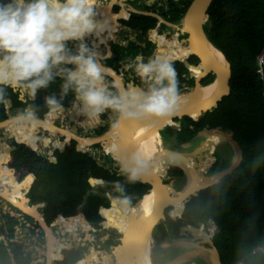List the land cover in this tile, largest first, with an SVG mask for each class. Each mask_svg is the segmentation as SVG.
Segmentation results:
<instances>
[{
	"label": "trees",
	"instance_id": "trees-1",
	"mask_svg": "<svg viewBox=\"0 0 264 264\" xmlns=\"http://www.w3.org/2000/svg\"><path fill=\"white\" fill-rule=\"evenodd\" d=\"M178 18L176 16V20ZM149 20L152 21V29L155 20ZM108 22L113 25V22ZM204 29L209 40L232 65L230 95L212 113L185 117V125L175 120L164 129L163 136L175 144L191 140L207 126L229 130L241 145L244 159L241 166L219 185L193 197L186 205L183 218L190 223H201L205 219L214 221L212 232L222 264H237L240 258H245L244 264H264L263 256L251 255L256 245L264 243V64L261 67L259 63L264 56V0H216L206 14ZM175 41L172 46H167L164 41L161 44L165 56L171 61L176 60ZM50 92L58 93V83L37 94L33 103L36 112L44 114L47 111L44 96ZM7 98L12 99L16 106H23L17 95L9 90L0 99L2 113L3 102ZM72 101L74 98L69 94L61 103L69 108ZM48 115L51 119L54 112L50 110ZM190 126H194V130ZM11 131L16 142L9 141L13 151L5 168L1 165L0 169L15 189L14 194L22 198L24 192L25 197L45 207L49 222L64 216L75 218L73 221L83 226L91 227L84 221L98 223L104 219L106 221L102 225H109L115 222L113 216L118 211L113 210L112 205L107 209L109 201L105 193L115 199L121 198L120 209L127 211L145 193V185L110 175L98 168L87 155L69 152L62 155L63 159H69L67 162L49 163L31 149L30 145L33 148L37 145L36 140L27 139L18 125L11 127ZM62 158L60 156V160ZM211 161L209 155L205 160L206 169ZM205 163L201 169H205ZM97 178L105 179L100 195L93 187ZM182 209L175 207L173 215H179ZM183 225V220H177V226ZM111 227L123 229L118 224ZM80 258L79 252H64L58 257V264H74ZM0 264H10L9 253L5 250L0 252Z\"/></svg>",
	"mask_w": 264,
	"mask_h": 264
},
{
	"label": "flooded vegetation",
	"instance_id": "flooded-vegetation-1",
	"mask_svg": "<svg viewBox=\"0 0 264 264\" xmlns=\"http://www.w3.org/2000/svg\"><path fill=\"white\" fill-rule=\"evenodd\" d=\"M192 1L193 0H96L97 3L95 6V12H96V19L99 25L97 30L95 31V36L93 33L92 36L87 38L88 42L92 46L91 39H95L96 37L98 42V48L94 47V45L93 48L96 49L95 50L96 52H101L103 54L102 57H104V59H98V61H100L103 66L109 67L113 69L115 72H117V74L119 75V79L122 81L123 88L140 85L139 79L137 78L135 72L128 68V64L132 60H134L137 56H140L145 60H147L148 58H152L156 55H159L158 50L162 51L163 53L162 56H165V53L161 48V44L163 42L162 38H164V42H166L168 46L171 45L174 40H176L174 44H177L182 39H187L188 37L187 35H182L180 31L174 29L173 27L166 26L159 18L173 24H179L181 19L187 12ZM133 10L142 13L143 12L150 13L151 16L135 13ZM176 16H179L177 20H176ZM105 19L113 21V25H115L117 29L108 27L107 23L105 22ZM149 19L155 20L154 27L152 29H150L152 25L151 24L152 21H150ZM99 20H101L103 23H100ZM152 31L154 32L153 34H151ZM113 33L119 36L117 43L113 41L108 42L105 40L106 39L105 36L110 37L112 36L111 34ZM106 42L108 43L105 44ZM182 46L183 44H178L175 46L176 60L173 63V65L177 72L179 91L186 93L191 88L196 87V69L200 66V60L195 56H189L190 52L182 57L180 54V48ZM195 58L197 59V61ZM105 77L109 82L116 83L113 77L107 75H105ZM214 79L215 76H213L210 73L207 74L202 79L201 83L203 86H207L211 84L214 81ZM13 94L17 95L18 100L23 104V106H16L13 100L10 98L5 99L3 102L4 112L2 113L0 111V123L4 121H8L10 119L13 120V118L17 116V114L21 115V113H23L26 109H32L35 118H37L38 120L41 121L45 120L44 118L48 115L50 109L48 108L44 114L36 112L33 103L37 100V96L35 98H29L25 96L26 99H23L22 94H18L15 92H13ZM7 100H10L11 102L10 107L9 104L7 103ZM16 110H18V112H16ZM65 110H68L71 116L78 115V109L76 107V104L73 109L66 108L63 111ZM71 116L67 117L65 121H62L61 116L59 114L56 115V112H54V116L51 117V119H49L48 122L58 127H66L68 123H71L70 121ZM71 118L73 119V117ZM105 118H106V113L101 115L98 119L93 120L89 118L90 123L91 122L94 123V127L91 128L90 124L86 128H83L78 125L79 127H77L78 130L77 134L84 138H93L108 132L114 126V120L113 118H110L108 121H105ZM77 121L80 122L79 117L77 118ZM178 121H182L181 124L185 125L184 119ZM62 122H64L66 125L63 126ZM19 128L22 130L23 133L25 131L28 132V137L25 136L27 139L35 140V138L36 139L42 138L43 144L42 142L36 140L38 149L35 150L31 145L30 147L36 153L37 156L47 160L49 163H51L50 162L51 158H54L57 161V164L60 161L67 162L69 159H63L62 155L68 154L69 152L75 155L78 154L87 155L92 161L95 162L98 168H102L103 170L108 171L110 175L126 178L124 176V172L121 171L120 161L117 158H115L112 154L116 148V146L114 147V142L115 145H117V142L115 140L118 141L120 140L118 134H116L115 138L111 136V142L103 141L97 144H93L91 146H85V147L83 146L84 148H82V146L72 138H68L66 136H62V137L59 136V138L56 139L55 137L57 136V134L55 133V131L51 130L50 128L48 132H46L45 130L43 131L44 128L39 127L38 125H35L33 123H30L27 128H22L21 126H19ZM190 129L194 130V126H190ZM31 130L33 131L31 133L32 136L30 138L29 136ZM85 130L90 131V133L87 135H83ZM163 131L164 130L160 132V136L162 139L161 146L173 150H182L187 152H191V150H193L196 147L193 146V148L184 150L181 148V144L184 143L178 142L173 144L169 140L170 139L169 137L164 138ZM4 132L5 131L0 130V138H2V140H0L1 159L4 158L6 153L5 146L6 147L10 146L13 151V148L10 145L9 141L14 140L16 142L14 137L11 140H9L7 138L8 135ZM54 138L55 140L51 142V139ZM194 139L195 137L189 140L191 141L192 145L195 144L197 141V140L194 141ZM47 140H49L50 143H48ZM60 145H63V148H61ZM225 155L222 151L211 153L210 156L212 157V161L210 166L207 168L205 174L212 175V173L214 174L218 173L214 171L218 169V163L220 159L227 160L230 166L232 161L226 158L227 155L226 156ZM60 156L62 160H60ZM208 156L209 155L203 158L204 159L203 163H205V160H207ZM98 163L102 164V167H100ZM193 164L198 165L199 164L198 159H196L193 162ZM1 165L2 164H0V166ZM106 167H108V169H106ZM163 167L164 166L162 164H158V163L154 164V170L160 176L163 175L162 173ZM205 169H206V163H205ZM1 171L2 170L0 169V184L6 183L8 186L6 192H9L10 195L15 196L16 195L14 194L15 191H13L14 188L11 187L9 183L6 182L7 180L4 178V172L2 171L3 175H1ZM178 171H181V174H179ZM163 176H165L166 178V181H164V183L168 184L169 182H174L179 179L182 180L184 178V173L182 172V170L178 168L169 167L167 169V174H164ZM126 179H130V178H126ZM145 186L147 188L145 190L144 195L149 193L152 189L150 185H145ZM93 187L95 193L100 195L101 193L100 190L104 189L105 187V179L104 178L94 179ZM2 193H4L3 189L0 190V252H3L5 250L9 253L10 264H47L48 258L45 255L47 251V233L45 229L42 227L41 223L35 217L22 211L18 207L13 206L10 202H8L5 198H3L1 196ZM105 197L109 201V206L107 209H109L112 205V209L118 211V214L116 215L125 213V211L126 212L130 211V210L127 211L124 209H120V207H122L121 198L115 199L110 194L107 193H105ZM21 199L22 201H24L25 199L30 200L28 206L29 207L35 206L38 209L39 213L43 216V220L45 224H47L48 227H51L54 224L58 225V227L60 228L61 226L64 227L62 228L64 233H61L63 235L59 234L60 236L57 235L58 227L57 229L51 228L52 231L54 232V235L57 238L65 239L62 240V242L59 245V248L53 247L52 248L53 251H55V249H62L63 247H69L70 245L68 243H70L72 249L64 250L62 254L64 252H71V251L79 252L81 258L79 261H77L74 264H83L85 263V255L91 253L90 248H92L93 246L95 252L89 256L87 264H117L118 261L113 258L115 252L112 249V247L119 248L121 246L120 238H122V235L120 232H123V229L117 230L115 227H111L114 228L115 230L106 229L104 227L105 225H102L106 221V219L101 220L98 223L89 222V225H91L92 227V230H90L89 232L85 230V228H83V225L76 224L74 221L73 223H71L67 219L61 220L60 219L61 216H58V218L54 222H49V218L47 216L45 207L35 204L33 199L31 198L25 197L24 192H23V197ZM132 206H130L129 208H131ZM173 211L174 208L167 209L164 212L166 220L162 221L153 229L152 238L155 241V249L153 250L152 261L155 263H156L155 260H158L161 256L164 255L163 252L165 251L162 249V244L164 242L169 243V248L171 249V252L179 251L178 246L174 245L173 242L183 238L180 230L182 226L181 227L177 226V220H183L184 223L183 226L190 224L197 227L198 225V223L187 222L183 218L184 214L182 218H179L178 215H173ZM170 220H172V222ZM72 224H75L76 228L74 231L68 232V229L73 227ZM115 224H118V220H115L114 223H111L109 225L112 226ZM201 224L203 225L202 227L203 230L207 231L209 234H213L212 230L214 227V221L212 219H205L204 221L201 222ZM118 226L120 227V224H118ZM101 231L105 235H101L102 234ZM75 236H78L82 240V242H80L79 244H77V242H72L73 239L76 238ZM87 236H91L92 241L86 240ZM67 237H69V240H67ZM186 238L192 239L193 237L191 234L188 233ZM213 242L215 244L214 237H213ZM53 244L56 243L54 242ZM66 244L68 245L66 246ZM41 247H44L42 252H41L42 250ZM159 249H162L163 251L159 252ZM184 250H192V249L188 248ZM61 255L56 254L54 256V264H58L59 262L58 257H60ZM157 256L160 257L157 259Z\"/></svg>",
	"mask_w": 264,
	"mask_h": 264
},
{
	"label": "clouds",
	"instance_id": "clouds-1",
	"mask_svg": "<svg viewBox=\"0 0 264 264\" xmlns=\"http://www.w3.org/2000/svg\"><path fill=\"white\" fill-rule=\"evenodd\" d=\"M96 0H0V99L9 90L35 98L58 83V93L44 96L59 112L71 94L79 113L90 119L109 114L122 121L148 122L174 115L181 103L177 72L162 55L128 64L140 85L118 87L109 82L88 37L98 28ZM32 121V109L18 117ZM147 161L136 153L120 161L135 179Z\"/></svg>",
	"mask_w": 264,
	"mask_h": 264
},
{
	"label": "water",
	"instance_id": "water-1",
	"mask_svg": "<svg viewBox=\"0 0 264 264\" xmlns=\"http://www.w3.org/2000/svg\"><path fill=\"white\" fill-rule=\"evenodd\" d=\"M214 1L216 0H193L179 24H173L159 18L166 26L173 27L174 29L180 31L182 35L188 36L187 39H182L179 42L184 43V49L190 51L189 56H195L200 60V66L197 69H201L199 70V72L197 71L196 74V87L191 88L186 93L179 91L181 96V103L179 104L178 109L174 115L165 119L152 120L148 122L122 121L119 124H116L114 122V126L108 132L93 138H84L79 136L77 134V128H75L74 134L72 136L64 135L63 133L65 132V128L67 126L58 127L54 124H49L50 128L57 131V133H55L57 134L58 138L59 136H66L77 141L80 145L84 144V146H91L103 141L111 142V136L115 131H118L121 147L115 148L112 154L115 158L121 161L123 159H127L133 154H136V151L134 150L135 144H133L132 138L135 139L134 134L139 124L141 126H146L152 123L153 125H151V129L154 128L157 131L160 141H162L160 132L164 130L168 125H171L175 120H182L185 117L195 118L200 114L212 113L215 109H217L219 103L225 97L230 95L232 65L225 54L209 40L204 30L206 25V14ZM133 11L135 13L151 16V14L147 12L142 13L135 10ZM153 33L154 32L152 31L151 34ZM105 37V40L108 42L113 41L117 43L119 39V36L117 34L110 37ZM108 42H106L105 44H107ZM97 54V60L104 59V57L102 58L103 54L101 52H97ZM174 62L175 61H172V63ZM98 63L101 66V71L103 72V74L113 77L116 82L115 84L118 87L123 88L122 81L119 79V75L117 74V72L109 67L103 66L100 61H98ZM106 71H109L110 74ZM210 73L215 76L214 81L207 86H203L201 83L202 79ZM210 87L211 90L206 93L205 90L209 89ZM73 102L74 101L71 102L70 106ZM7 103L10 107V100H7ZM62 108L66 109L67 107L62 106ZM19 116L20 115L17 114V116H15L13 120L17 119ZM46 117L44 119L47 121ZM45 120L41 121L35 118L32 121L33 124L43 128L41 124H44V122H46ZM10 121L11 119L0 123V130L5 131L7 127L6 125H8ZM121 127L124 128V131H122ZM7 138L11 140L13 137H10V135H8ZM210 138H218L219 140V143L216 144L211 153L221 151V149L229 148L232 151L233 157L229 168L216 174L206 175V171H204V169H201V165L204 162L203 158H205V155H210V146L212 142L208 140ZM201 139L202 141L199 143V145L196 146L191 152L173 150L161 146L160 149L154 155H152V160L147 162L144 168L137 174L136 178L131 179L141 184L150 185L152 189L149 193L143 195V197L130 208L134 210L139 209L140 211L136 216H133L134 212L129 213V216L127 218V227L124 232H120L122 235V238H120L121 246L119 248L112 247L115 252L113 258L118 261H116L117 264H137L145 236H147L148 233L152 235L153 229L162 221L166 220L164 212L167 209L174 208L175 210V204L181 201L180 206H182L183 209L178 217L182 218L186 205L191 201L193 197H197L199 193L204 190L219 185L223 179L230 176L241 166V163L244 159V152L240 144L235 140L234 133L232 131L221 130L220 128H209L207 126L196 134L194 141ZM0 140H2V138H0ZM181 148L184 150L192 148L191 141L181 144ZM6 152V157L2 161L3 168H5V166L7 165V162L12 153V149L10 146L6 147ZM196 159H198L199 164H191L190 161H192L193 163V161H195ZM163 161H166V165H168L167 169L169 167H175L182 170V172L184 173V186L180 190H176L171 185L172 182L165 184V177H161L158 173H151L150 167L153 166L154 162L158 163ZM50 162L52 164H57V161L54 158H51ZM98 164L100 167H102V164ZM106 169H108V167H106ZM167 169L165 170V174H167ZM195 173H199L202 177V179H200L201 181H199V183L197 184H194ZM124 176L126 178H129L128 174L126 173H124ZM12 177L15 179L13 175ZM190 177L191 180L189 182L188 179ZM190 184L192 185L190 186ZM150 193L153 194V203L151 205V210L149 211V213L145 214L143 209L144 205L142 203L144 197H146ZM178 195H183V197L179 199ZM1 196L8 202H10L13 206L18 207L22 211L35 217L41 223L42 227L47 233V251L45 253L48 258L47 264H54V256L56 254L61 255L64 250L72 249L71 244L68 243L70 245L69 247L55 249V251L52 250L53 247L59 248L60 243L65 239L57 238L54 235L51 229L52 226L48 227L47 224H45L43 216L39 213L38 209L35 206H28V203L30 201L29 199H25L24 201H22L21 198L14 200L11 199L7 194L5 195V193H2ZM7 196L11 200L8 199ZM60 219L71 220L75 218H66L61 216ZM84 223L89 224V222L87 221H84ZM201 225V223H198L197 227L190 224L181 227L180 230L183 238L173 241L174 245L178 246L179 249L182 248L184 250L191 248L192 250H185L183 253L167 261V263L165 264H186V262H188V264H198L197 261H203V264H222L220 253L213 242L214 235L209 234L207 231L200 228ZM198 231L201 232L199 236L197 235ZM187 232L192 235V239L186 238L188 234ZM54 242L56 244H53ZM68 244H66V246ZM162 247H167L168 249H170L169 243L167 242H164L162 244ZM152 264L162 263H154L152 261Z\"/></svg>",
	"mask_w": 264,
	"mask_h": 264
},
{
	"label": "bare ground",
	"instance_id": "bare-ground-1",
	"mask_svg": "<svg viewBox=\"0 0 264 264\" xmlns=\"http://www.w3.org/2000/svg\"><path fill=\"white\" fill-rule=\"evenodd\" d=\"M106 2V1H105ZM110 2V1H109ZM97 3V2H96ZM99 4V3H98ZM111 5V4H110ZM99 22L100 23H103L101 20H99ZM105 22L107 23V26L108 27H110V28H115V29H117L116 27H115V25H111L109 22H108V20L107 19H105ZM98 25H99V23H98ZM111 35H115V33H113V34H111ZM90 36H92V35H90ZM89 36V37H90ZM94 36H95V32H94ZM88 37V38H89ZM92 41H91V43H92V46L94 45V47H96V48H98V42H97V39H96V37H95V39H91ZM166 43V42H165ZM178 44H184V43H180V42H178L177 44H174V45H178ZM170 46H172V45H170ZM96 50V49H95ZM158 52H159V55H163V53H162V51H160V50H158ZM190 51L189 50H187V49H184V47L182 46L181 48H180V54H181V56L183 57L185 54H187V53H189ZM97 56H98V54H97ZM103 58V57H102ZM201 68H199V70H200ZM199 70H198V72H199ZM107 73H109V71H106ZM110 74V73H109ZM196 74H197V72H196ZM211 90V87L209 88V89H206L205 90V92L206 93H208L209 91ZM75 107V100H74V102L72 103V105H71V107ZM71 107H69V108H67V109H70ZM61 109H63V108H61ZM60 109V111L59 112H57L60 116H61V119L62 120H65V119H67V117H69V116H71V114L68 112V110H65V111H63V110H61ZM71 117H73V119L71 118ZM70 117V121H72L73 122V125H74V127H73V125H72V128L71 129H67V128H65V132L63 133L64 135H69V136H72L73 134H74V131H75V128H77V127H79V126H81V127H83V128H86L89 124H90V126H91V128H93L94 127V123H90V120H89V118L88 117H85V116H83V115H81L80 113H79V111H78V115L77 116H71ZM79 117V121L80 122H78L77 121V118ZM82 117H83V119H82ZM46 119H47V121L46 122H44V124H41L42 126H43V131L45 130L46 132H48V130H49V119H50V117H49V115H47V117H46ZM82 119V120H81ZM30 123H33V121H26V120H21V119H15V120H11L9 123H8V125H6L7 127H6V130H5V132L4 133H8V135H10V137H12V133H11V127H13V126H20V125H27V126H29V124ZM79 125V126H78ZM151 125H153L152 123H150L149 125H144V126H141L140 124L137 126V128H136V131H135V139L134 138H132L133 139V144H135V148H134V150L136 151V153H141V154H143L144 155V157L146 158V161L147 162H149V161H151L152 160V155H154L159 149H160V147H161V141H160V138H159V135H158V133H157V131L153 128V129H151ZM139 128V129H138ZM41 129V128H40ZM51 130H53V131H55L56 133H57V131L55 130V129H52V128H50ZM42 131V130H41ZM122 131H124V128L122 127ZM6 133V134H7ZM115 134H118V131H115L114 132V134L113 135H115ZM24 135L26 136V137H28V132L27 131H25L24 132ZM111 139V138H110ZM35 140H38V141H40V138L39 139H36L35 138ZM209 141H212L211 142V146H210V153L213 151V149L215 148V146H216V144H218L219 143V140H218V138H210V139H208ZM53 141V139H51V142ZM116 142H117V145H115V142H114V147L116 146V148L117 147H121V144H120V140L118 141V140H115ZM47 142L49 143V141L47 140ZM55 143V142H54ZM57 143V142H56ZM82 145V144H81ZM82 146H84V144L82 145ZM53 147V146H52ZM60 147L61 148H63V145H60ZM85 147V146H84ZM35 150L36 149H38V146L36 145L35 146V148H34ZM6 152V151H5ZM5 154H7V152L5 153ZM0 155H1V153H0ZM208 155V154H207ZM205 157H206V155H205ZM1 159V158H0ZM5 159V158H4ZM4 159H2V161L4 160ZM193 160V159H192ZM204 160V159H203ZM2 161H1V163L0 164H2ZM191 162V164H193L192 163V161H190ZM194 162V161H193ZM153 164V163H152ZM154 164H155V162H154ZM154 164H153V166H151L150 167V171H151V173H156L155 172V170H154ZM158 164H162L164 167H163V170H162V173H163V175L165 174V170L167 169V167H168V165H166L167 163H166V161H163V162H158ZM206 171V170H205ZM1 175H3V172L1 171ZM161 176V177H165V176ZM200 179H202V177H201V175L199 174V173H195L194 174V184L196 183H199V181H201ZM190 180H191V177L188 179V181L190 182ZM7 183H8V181H6ZM192 184H190V186H191ZM189 186V187H190ZM1 189H3L1 186H0V190ZM4 190V189H3ZM13 191H15V189H13ZM4 193H5V195L7 194L11 199H14V200H16V199H20V196L18 195V194H16L15 196H12V195H10L8 192H6L5 190H4ZM7 196V197H8ZM177 196V195H176ZM175 196V197H176ZM8 197V199H10ZM178 197H179V199L181 198V197H183V195H178ZM10 199V200H11ZM152 203H153V194L152 193H150L149 195H147L146 197H144V199H143V205H144V207H143V209H144V213L145 214H147V213H149V211L151 210V205H152ZM181 205V201L180 202H178L177 204H175V207H182V206H180ZM140 210L138 209H130V211L129 212H126L125 211V213H122V214H120V215H115L114 216V219L115 220H118V224H120V227L121 228H123V232H124V230L126 229V227H127V218H128V216H129V213H132V212H134V214H133V216H136L137 215V213L139 212ZM61 220H64V219H61ZM71 223H73V219H71V220H69ZM106 229H112V230H115L114 228H111V225H105L104 226ZM62 228H64L63 226H61V228L59 229V231L57 232V234H61V233H64V231L62 230ZM75 226L74 227H72V228H69L68 229V232H71V231H74L75 230ZM83 228H85V230H87L88 232L90 231V230H92V227H89V226H83ZM54 233V232H53ZM198 234H200L201 232L200 231H198L197 232ZM50 235V234H49ZM76 238L75 239H73V237H72V239H73V241L72 242H77V244H79L80 242H82V240L78 237V236H75ZM86 240H88V241H91V236H87L86 237ZM85 240V241H86ZM85 243V242H84ZM81 245V244H80ZM155 249V241L153 240V238H152V235L150 234V233H148L147 234V236H145V238H144V242H143V245H142V249H141V253L139 254V260H138V263L137 264H152V255H153V250ZM90 252L91 253H88V254H86L85 255V263H83V264H87V261H88V258H89V256L92 254V253H94L95 252V250H94V248L92 247V248H90Z\"/></svg>",
	"mask_w": 264,
	"mask_h": 264
},
{
	"label": "rangeland",
	"instance_id": "rangeland-1",
	"mask_svg": "<svg viewBox=\"0 0 264 264\" xmlns=\"http://www.w3.org/2000/svg\"><path fill=\"white\" fill-rule=\"evenodd\" d=\"M162 41H164V38H162ZM25 96L26 95H24V94H22V97H23V99H26L25 98ZM74 107H71L70 109H73ZM16 112H18V110H16ZM83 118V117H82ZM110 118H112L109 114H107L106 113V118H105V121H108ZM66 120V119H65ZM65 120H62V121H65ZM94 120V119H93ZM92 120V121H93ZM104 123V122H103ZM103 123H101V124H103ZM62 124H63V126H65L66 124L64 123V122H62ZM70 124H72L73 125V122L71 121V123H68V125H67V127L66 128H71L72 127V125H70ZM109 128V127H108ZM32 131L33 130H31L30 131V138H31V133H32ZM90 133V131H86L85 130V132L83 133V135H87V134H89ZM114 138L116 137V134L115 135H112ZM49 137V136H48ZM56 138V137H55ZM55 138L53 139V140H55ZM43 140H42V138H40V142H42ZM202 141V139L201 140H197L196 141V143L195 144H193L192 145V148H193V146L195 147V146H198L199 145V143ZM1 142V141H0ZM42 144H43V142H42ZM45 144V143H44ZM192 151V150H191ZM221 151L224 153V155L226 156V158H228L229 160H232V157H233V154H232V151L229 149V148H225V149H221ZM211 154V153H210ZM5 156H6V154H5ZM4 156V157H5ZM230 166H229V162L227 161V160H223V159H220V161H219V163H218V169L217 170H215L214 172H221V171H223V170H225V169H227V168H229ZM212 174H214V173H212ZM176 190H180L183 186H184V180L182 179H179V180H177V181H174V182H172V184H171ZM0 186L6 191L7 189H8V186H7V184L5 183V184H0ZM3 190V191H4ZM9 193V192H8ZM72 226L74 227L75 226V224H72ZM57 227H58V225H56V224H54L51 228L52 229H57ZM59 228L60 227H58V229H57V232L59 231ZM110 230V229H109ZM112 230V229H111ZM101 235H105L102 231H101ZM58 236H60L59 234H57ZM62 235V234H61ZM198 236L200 235V234H197ZM80 237H81V235H80ZM67 240H69V237H67ZM91 241H92V237H91ZM93 247V246H92ZM43 248L44 247H41V252L43 251ZM162 249L165 251V252H163V256H157V259L158 260H155L156 261V263H162V264H165V263H167V261H169V260H171V259H173L174 257H177L179 254H181V253H183L185 250H183L182 248L181 249H179V251H176V252H171V249H168L167 247H162ZM162 249H159V252H161V251H163ZM168 250V251H167ZM183 250V251H182ZM101 252H104V251H101ZM106 253V252H105ZM41 255H42V253H41ZM155 263V262H154ZM197 263L198 264H203V261H197ZM186 264H188V262H186Z\"/></svg>",
	"mask_w": 264,
	"mask_h": 264
},
{
	"label": "built area",
	"instance_id": "built-area-1",
	"mask_svg": "<svg viewBox=\"0 0 264 264\" xmlns=\"http://www.w3.org/2000/svg\"><path fill=\"white\" fill-rule=\"evenodd\" d=\"M260 66L262 67L264 64V56L260 58ZM261 75H263L262 70H261ZM251 255H260L264 257V243L256 245L252 250H251ZM245 263V258H240L237 262V264H244Z\"/></svg>",
	"mask_w": 264,
	"mask_h": 264
},
{
	"label": "crops",
	"instance_id": "crops-1",
	"mask_svg": "<svg viewBox=\"0 0 264 264\" xmlns=\"http://www.w3.org/2000/svg\"><path fill=\"white\" fill-rule=\"evenodd\" d=\"M61 110H64V109H61ZM56 115H58V113L56 112ZM72 128V127H71ZM70 128V129H71ZM7 133V132H6ZM7 135H8V133H7ZM58 138V136H56V139ZM49 141V140H48ZM50 143V142H49Z\"/></svg>",
	"mask_w": 264,
	"mask_h": 264
}]
</instances>
